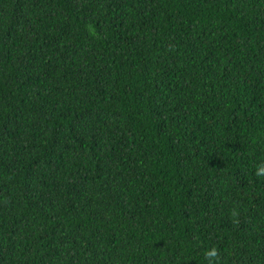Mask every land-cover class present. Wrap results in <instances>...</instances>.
I'll use <instances>...</instances> for the list:
<instances>
[{
  "label": "trees",
  "instance_id": "1",
  "mask_svg": "<svg viewBox=\"0 0 264 264\" xmlns=\"http://www.w3.org/2000/svg\"><path fill=\"white\" fill-rule=\"evenodd\" d=\"M264 0H0V264H264Z\"/></svg>",
  "mask_w": 264,
  "mask_h": 264
},
{
  "label": "clouds",
  "instance_id": "2",
  "mask_svg": "<svg viewBox=\"0 0 264 264\" xmlns=\"http://www.w3.org/2000/svg\"><path fill=\"white\" fill-rule=\"evenodd\" d=\"M260 171H261V173H264V168H262Z\"/></svg>",
  "mask_w": 264,
  "mask_h": 264
}]
</instances>
